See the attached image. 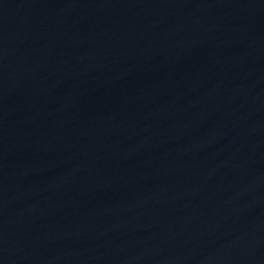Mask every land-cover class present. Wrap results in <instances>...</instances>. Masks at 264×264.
I'll list each match as a JSON object with an SVG mask.
<instances>
[{
    "label": "water",
    "instance_id": "1",
    "mask_svg": "<svg viewBox=\"0 0 264 264\" xmlns=\"http://www.w3.org/2000/svg\"><path fill=\"white\" fill-rule=\"evenodd\" d=\"M0 264H264V0H0Z\"/></svg>",
    "mask_w": 264,
    "mask_h": 264
}]
</instances>
